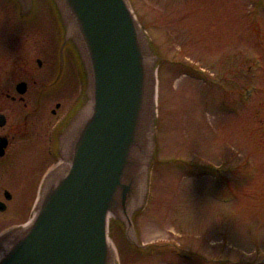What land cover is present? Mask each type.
<instances>
[{
    "label": "rangeland",
    "instance_id": "1",
    "mask_svg": "<svg viewBox=\"0 0 264 264\" xmlns=\"http://www.w3.org/2000/svg\"><path fill=\"white\" fill-rule=\"evenodd\" d=\"M133 2L159 38L155 40L163 56L180 54L188 63L206 69L216 83L203 86L190 78L162 74L159 157L161 161L174 159V165H157L160 169L149 206L138 220L143 244L156 245L170 239L169 247L189 253L185 259L180 254L168 257L169 264L263 261L264 92L244 106L238 95L250 85L264 90V0ZM40 6L29 25L27 53L38 51L35 27L45 30L51 40L56 29L49 11ZM56 54L54 47L46 55L53 58ZM253 62L258 65L252 68L255 74L250 72ZM74 79L78 83L70 67L57 94L68 89L72 97ZM231 103L238 114L223 112ZM34 147L32 142L27 143L23 154ZM39 160L35 168L44 163L45 155ZM226 162L230 166L223 169L221 163ZM234 168L237 172L229 174ZM9 185L16 192L18 185L13 181ZM32 185L26 199L19 200L18 196L15 203L22 206V212L0 217V233L30 218L37 192ZM120 231L111 224V239L120 264H167L133 252Z\"/></svg>",
    "mask_w": 264,
    "mask_h": 264
},
{
    "label": "water",
    "instance_id": "2",
    "mask_svg": "<svg viewBox=\"0 0 264 264\" xmlns=\"http://www.w3.org/2000/svg\"><path fill=\"white\" fill-rule=\"evenodd\" d=\"M87 74V105L62 135L68 164L48 177L33 223L0 264H115L108 218L144 203L154 151L155 60L126 0H53Z\"/></svg>",
    "mask_w": 264,
    "mask_h": 264
},
{
    "label": "flooded vegetation",
    "instance_id": "3",
    "mask_svg": "<svg viewBox=\"0 0 264 264\" xmlns=\"http://www.w3.org/2000/svg\"><path fill=\"white\" fill-rule=\"evenodd\" d=\"M1 60L2 58H0ZM8 61L7 71H0V117H2L0 120V202L7 204L6 212L0 215L8 214L11 204L15 202L14 193H11L10 201L6 202L5 194L9 190L5 187H10L9 183L16 181L14 169L18 155L17 140H21V137L25 136L27 141L32 142L37 148V153L46 156V142L49 136V124L47 122L49 117L47 116V120L44 117H34L36 111L33 110L35 104L30 95V78L22 80L27 85L24 96L17 95L14 64L11 65L12 62L14 63V56ZM0 69H2V64ZM42 113L46 114V112ZM52 115L56 116L57 112H53ZM19 147L22 145L18 144ZM35 172L33 171V173Z\"/></svg>",
    "mask_w": 264,
    "mask_h": 264
}]
</instances>
